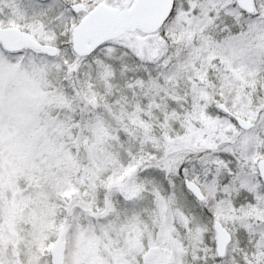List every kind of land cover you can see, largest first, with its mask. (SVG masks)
Returning <instances> with one entry per match:
<instances>
[{"label": "snow or ice", "instance_id": "snow-or-ice-1", "mask_svg": "<svg viewBox=\"0 0 264 264\" xmlns=\"http://www.w3.org/2000/svg\"><path fill=\"white\" fill-rule=\"evenodd\" d=\"M0 264H264V0H0Z\"/></svg>", "mask_w": 264, "mask_h": 264}]
</instances>
